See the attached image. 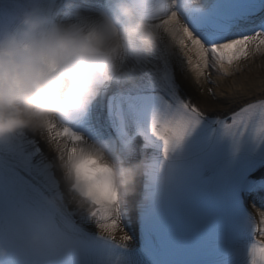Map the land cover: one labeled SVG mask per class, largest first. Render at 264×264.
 Wrapping results in <instances>:
<instances>
[{
  "label": "clouds",
  "instance_id": "obj_1",
  "mask_svg": "<svg viewBox=\"0 0 264 264\" xmlns=\"http://www.w3.org/2000/svg\"><path fill=\"white\" fill-rule=\"evenodd\" d=\"M42 3L31 0V7L0 22V145L28 133L48 136L50 126L73 127L107 85L131 80L125 67L129 61L146 62L160 47L166 29L153 20L159 10H204V0H105L93 16L74 12L70 19L58 20ZM167 36L173 47L170 31ZM63 143L57 167L78 209L87 210L90 199L120 207L142 173L153 184L165 183L150 165L127 164L126 155L111 143L85 141L74 153L71 144ZM77 183L84 195L75 190ZM119 232L117 237L98 228L97 234L123 247L130 237L122 227ZM30 243L37 244L38 237ZM7 256L0 246V264Z\"/></svg>",
  "mask_w": 264,
  "mask_h": 264
},
{
  "label": "snow or ice",
  "instance_id": "obj_2",
  "mask_svg": "<svg viewBox=\"0 0 264 264\" xmlns=\"http://www.w3.org/2000/svg\"><path fill=\"white\" fill-rule=\"evenodd\" d=\"M65 4L57 9L63 11ZM204 10L199 13L181 14L173 8L159 10L153 20L158 27L166 29L160 49H165L168 36L174 41V48L181 56L178 58L183 71L185 64L197 76H204L212 67L210 60L228 74L234 62L247 59L250 50L259 52L264 48V0H204ZM88 10L80 6L76 12ZM171 19H170V18ZM170 54V53H168ZM203 114L190 101L175 100L173 106L151 116L148 132L163 145L168 152L184 137L191 125L197 123ZM259 119L264 125V101L242 107L232 115L231 128L225 127L234 141H239L246 130ZM235 129V131H232ZM251 137V136H250ZM48 138L56 144L58 160L64 152V143L77 150L76 146L85 142H96L74 127L55 128L50 126ZM264 141V136L255 139ZM36 153L40 152L37 147ZM55 165H43L46 175V189L49 196L36 206H18V201L5 195L0 201V246L7 249L4 264H93L100 255L99 250L85 245L78 235L77 223L72 219L76 211H69L71 197L61 189V182L54 172ZM75 190L84 195L83 187L77 183ZM87 210L78 209L81 223L90 221L96 228L115 233L120 228V207L114 202L104 203L98 199L88 200ZM260 225L253 220L252 236L259 233L261 241H253L248 247V264H264V212H261ZM38 237V243H30Z\"/></svg>",
  "mask_w": 264,
  "mask_h": 264
},
{
  "label": "bare ground",
  "instance_id": "obj_3",
  "mask_svg": "<svg viewBox=\"0 0 264 264\" xmlns=\"http://www.w3.org/2000/svg\"><path fill=\"white\" fill-rule=\"evenodd\" d=\"M80 6H86L88 9L86 11L82 10L80 13H85L89 16L95 15L97 10L102 9L101 6L93 4L89 0H74L71 2L69 10L64 12L59 19H62L67 13L71 17V14L76 12V9ZM165 49L170 54L158 48L146 62L136 64L133 61H129L125 67L131 70V80L125 83H111L107 85L102 94L89 108V118H92L95 112H101L110 95L121 91L155 90L165 94L173 101H190L204 117L212 118L230 117L242 107L264 101V48L259 52H252L250 50V59L247 58L234 62L231 67L225 65L229 69V73L220 78L214 74H224V72L218 64H215L211 60L210 64L213 66L206 70L204 76H197L196 72L191 70L186 64L184 70H181L178 62L181 53L178 49L168 47L167 43L165 44ZM238 72H243L241 78L237 76ZM231 79H233L232 83ZM215 84L219 91L217 96L212 94ZM79 132L93 140L85 131ZM29 136L32 146L35 145L41 148L37 160L42 165L47 163L55 165L53 170L57 179L61 182V189L64 190L62 175L57 167L58 160L56 157L58 153L54 145L49 142L47 134L42 136L40 133H29ZM125 152L129 154V158L126 159L129 165L140 163L150 165L162 154L159 149L153 148L145 142L134 143L127 147ZM253 179L255 185L264 181V171L257 172ZM155 188L156 185L150 182L148 175L142 173L136 178L131 194L122 199L120 204V227L130 237L125 247L133 248L138 245V228L135 216L131 214L137 212V203H142V206L150 205L152 200L150 194ZM244 195L246 196L244 200L245 206L251 211L252 218L256 221L259 228L261 227V213L258 212L260 206L258 204L261 200L255 196H250L247 191L244 192ZM126 205L127 208L125 207ZM68 210L76 211L77 214L74 217L81 222L79 210L76 209L75 205L70 204ZM91 230L98 233V228L95 226ZM115 234L117 237L121 235L119 229ZM257 235L261 240L260 234L257 233Z\"/></svg>",
  "mask_w": 264,
  "mask_h": 264
},
{
  "label": "rangeland",
  "instance_id": "obj_4",
  "mask_svg": "<svg viewBox=\"0 0 264 264\" xmlns=\"http://www.w3.org/2000/svg\"><path fill=\"white\" fill-rule=\"evenodd\" d=\"M82 15V14H81ZM85 16V15H84ZM66 19H70V18H65L64 20H66ZM251 54H249V56H248V59H250L251 58V56H250ZM228 73H229V70H228ZM242 74H243V72H238L237 73V76L239 77V78H241L242 77ZM216 77L218 76V78H220V77H223V76H225V74H219V73H215L214 74ZM233 79H231V83L233 82L232 81ZM244 85V84H243ZM212 94H215L216 96H217V94L219 93V91H218V87H217V85L215 84L214 85V89H212ZM260 210H263L264 209V206H260V208H259ZM88 227H94L95 225L94 224H91L90 222H88L87 224H86Z\"/></svg>",
  "mask_w": 264,
  "mask_h": 264
}]
</instances>
